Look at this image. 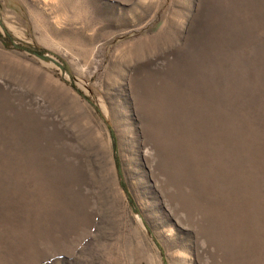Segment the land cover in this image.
Returning <instances> with one entry per match:
<instances>
[{
    "label": "rangeland",
    "instance_id": "374dc122",
    "mask_svg": "<svg viewBox=\"0 0 264 264\" xmlns=\"http://www.w3.org/2000/svg\"><path fill=\"white\" fill-rule=\"evenodd\" d=\"M0 264H264V0H0Z\"/></svg>",
    "mask_w": 264,
    "mask_h": 264
},
{
    "label": "trees",
    "instance_id": "16d2710c",
    "mask_svg": "<svg viewBox=\"0 0 264 264\" xmlns=\"http://www.w3.org/2000/svg\"><path fill=\"white\" fill-rule=\"evenodd\" d=\"M40 51V52H39ZM38 52L39 53H41V50H39ZM115 135V134H114ZM115 152H116V154L118 153V150H117V145L115 144ZM116 161H117V166H118V169H119V171H120V175H121V178H122V184H123V186L124 187H126V190H127V192H128V195H129V197H130V201L132 202V204L133 205H135V203H134V200H133V197L131 196V194H130V192L128 191V189H127V186H126V184H125V182H124V175H123V171H122V167H121V163H120V158H119V156L117 155V158H116Z\"/></svg>",
    "mask_w": 264,
    "mask_h": 264
}]
</instances>
